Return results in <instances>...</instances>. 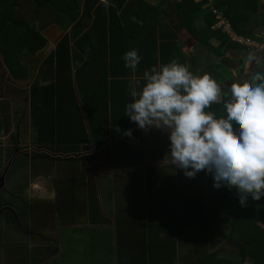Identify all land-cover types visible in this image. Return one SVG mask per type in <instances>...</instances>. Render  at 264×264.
Returning a JSON list of instances; mask_svg holds the SVG:
<instances>
[{
  "label": "trees",
  "instance_id": "1",
  "mask_svg": "<svg viewBox=\"0 0 264 264\" xmlns=\"http://www.w3.org/2000/svg\"><path fill=\"white\" fill-rule=\"evenodd\" d=\"M108 1V5L105 6L101 0H85V7L81 9L80 0H0V54L2 63L14 80H25L31 75V70L26 63L22 62L24 60L22 57H34L39 51L45 49L47 39L42 34L41 27H35L32 22L20 19L17 13L25 3H34L32 6L34 15L42 16L43 20H46L45 25L55 24L62 31H66L69 27L70 30H73V34H71L74 40L73 51L70 47L69 35L66 34L50 52L48 60L54 61L59 71L68 72L71 64H74V67L81 64L82 58L79 57V54H84L91 65L90 68L97 71V78L94 76L97 90L94 94L98 99L95 107H102L111 112L114 122L112 124L115 125L121 123L123 118L125 119L124 106L131 101L128 90L123 86V81L116 79L118 75H127L130 70L124 66L123 55L126 51L133 48L138 50L142 57L139 63L142 70L144 67L156 65L157 62L162 64L175 60L180 63L184 62L186 58L182 54L179 44L163 45L159 59L145 57V55L148 57V52L144 53L143 47L145 48L144 45L154 34V28L164 16L160 3L154 5L144 0H136L135 5L128 9V0ZM223 6L226 8L222 9ZM175 8V16L181 24L180 28H184L190 35L209 47L217 57L224 54L220 50L226 42L229 46L237 45L228 42L220 30H211V25L215 22L213 10L222 12L238 36L264 42V38L257 36L258 30H264V14L258 13L261 9L257 0H177ZM85 17L91 19L92 28L97 32L95 38H91L89 33L81 28ZM201 23L205 28L200 25ZM210 40L219 41L218 46L212 47ZM85 85L91 87L92 84ZM71 92V86L66 83L44 84L37 90L35 99L39 107H37L38 113L34 125L39 127V124L44 123V126L47 127L50 135H43L44 139H48L46 143H53L51 138L54 136L53 100L55 94L67 95ZM41 107L47 110V114ZM210 110L214 111L217 116L224 114L222 104H212ZM2 127L0 121V133ZM70 136H73V133L66 137ZM1 157L0 153V163ZM103 194V203H105L103 206L109 209L111 205L108 204L109 200L107 199L115 196L114 192L107 196V193L103 191ZM199 197L197 192L191 195L181 190H176L171 195L170 214L177 221L180 233L183 232V229L187 232L197 228L199 224L204 226L213 221L206 218V210L202 198ZM215 198L222 211L230 216L225 224L227 229L224 230L230 249L221 253L218 250L204 251L199 258L186 264H215L216 262L220 264H264V197L259 201L248 199L246 206L239 204L237 195L233 194L231 190L217 191ZM116 205L118 206L117 201ZM98 210L97 201L92 198L89 211L96 216L99 214ZM98 219L101 220L100 216ZM115 219H117L116 211ZM74 230L76 229H73V234ZM82 233L81 229L77 230V233L73 235V240L80 239L79 235ZM143 233L145 231L137 237L136 242H141ZM146 236L149 237L147 241L150 246L148 253L141 251L138 254H130L121 258L122 256L120 255V257L117 251L118 261L115 259V254H111V248L107 250L109 258H105L103 261L93 258L96 250L104 249V246H108L110 241L105 244L100 243L98 237H84L76 244L73 241L72 252V249H67L70 246L67 236L62 242L64 250L45 264H168L161 253L162 250L158 251L155 261L151 258L150 253L154 249H158L157 239L154 241L147 232ZM182 239L177 240V243L181 240L178 245L184 243L185 239ZM71 256L73 259L69 261ZM181 258L183 257L181 256ZM125 259L127 260L122 263L121 260Z\"/></svg>",
  "mask_w": 264,
  "mask_h": 264
},
{
  "label": "rangeland",
  "instance_id": "2",
  "mask_svg": "<svg viewBox=\"0 0 264 264\" xmlns=\"http://www.w3.org/2000/svg\"><path fill=\"white\" fill-rule=\"evenodd\" d=\"M144 1L154 5L160 3V6L164 12V16H162L160 19L161 21L154 28V34L151 36L150 41L144 45L146 52L150 53L153 59L160 58L161 48L163 45L179 44L178 46L186 58L184 62L180 63L186 66H188L189 63L191 66L190 70L193 72L209 73L225 92L231 83L243 82L248 80L251 75L258 71L264 72V61H261V66H258V59L254 58V56H251L249 53H247V51L246 54L233 46L234 48L238 49L239 52L229 49L226 52L229 54L228 57L221 56L218 58L215 52L211 51L209 47H206L196 37L190 35L184 28L181 29V24L175 16V4L177 0ZM135 2L136 0H128V9L135 5ZM257 2L261 9L258 13L264 14V0H257ZM33 5L34 3L32 2L25 3L21 10L18 11L17 15L20 19H25L32 22L35 27H41L42 30L44 29L42 34H47L49 30L46 29L49 26L46 27V20L44 21L42 16L34 15V9H32ZM83 7H85V0H80V8L82 9ZM221 8L225 9L226 6ZM217 11L220 12V10ZM200 25L205 28L204 24L201 23ZM81 28L87 31L91 38L96 37L97 32L92 28L91 19L85 17L82 21ZM66 33H68L69 41L71 42L70 45L73 47V35H71L73 34V30L67 29ZM257 33L259 38H264V30H258ZM49 36L48 38H50V40H52V44H54L56 40H54L55 37L52 32L49 34ZM228 42L231 41L228 40ZM217 46L218 44L214 45L213 47L216 48ZM227 46L229 45H227L226 42L224 47L227 48ZM50 47L53 46L50 44ZM50 50L51 49L47 47L46 49L39 51L34 57H22V59L24 58L22 62L28 65L31 70V75L27 79L21 81L14 80L11 77L7 68L2 63V56L0 54V118L1 123L4 125V129L2 128L0 133L1 154L3 150L6 151L8 149L7 147H9V144L11 143L9 139H12L11 135L16 138V131H18L19 135H21V141H23L24 137H26V134L29 136L34 134L35 126L31 122L29 110L34 103H37L35 95L37 94V90L40 88V86L49 83H53L55 85L66 83L77 89L81 82H84L82 81L83 77H79V70L77 71L76 67H73L72 73L64 76L60 71L56 70L54 61L48 60L47 52H50ZM71 50L73 51V48H71ZM79 57L85 59L84 54L80 53ZM145 57L147 58V55H145ZM250 57L253 59H250ZM225 58H227L226 63ZM213 60L216 62L218 61L219 64L223 63L224 65L230 67L231 71H227L222 65L218 66V63L211 65ZM200 65L204 66L202 69L205 71H196V68H198ZM139 66L140 64L137 65L135 72H133L131 69L129 70L130 72L128 73L131 74L130 79L138 78L136 73ZM81 67H83V75L87 76L86 80L89 81L91 76H96L97 71L90 70L89 63H87V61L83 62L80 68ZM151 67L152 66H148L146 68L150 69ZM88 73L90 75H88ZM126 86L128 87V84H126ZM35 116L36 115H32L33 120L37 119V116ZM39 127L40 129H43L42 132L48 134L46 131L47 128H44V123L42 125L39 124ZM57 140L58 138L56 134L54 138L55 143L43 142L41 144L39 142L32 143L24 141L22 143H27V145H29V153L36 156L39 162L43 164L39 165L38 163V169L42 175L41 177H43L45 180V184L49 183V188L51 183L50 180H52L50 176L54 173L56 178V174H58V178L65 179L66 182H69L70 180L72 181L73 178V187L70 194L68 195L69 197L67 203H57L58 205L56 207V212L59 215V220L63 222L62 224L81 226L80 224L85 223L88 225L87 222H93V220L86 211L87 199L93 192H95V189H97V181L102 174L106 173L107 171H116L113 170L115 163L108 165L106 161L102 160L108 157L109 150L96 152L94 148L89 149L86 146H82L73 152H69L65 151L66 149L62 147L57 149L55 147L56 144L62 145V143L57 142ZM147 143L150 145L151 142ZM121 146L122 144L119 142L117 149L121 148ZM161 147L164 148L161 151L168 150V147L165 145L161 144ZM103 152L105 154L102 155ZM146 153L148 152H145V154ZM107 160L112 161L109 158H107ZM140 163L143 166L146 164L144 161H140ZM151 167L152 173L151 171L146 172V170L143 168L140 170L142 175L136 176L135 178H133V175L130 176V174L122 173L130 172L123 169H121L120 172H116L117 174L114 173V178H110L112 181L111 184L116 190V201L118 202V207L115 211L117 212V219L116 221L115 219H112L113 214H108L105 216L107 219V223L104 225L105 230H107L105 232H107L109 234V238L112 239L110 240L108 246H104V249L108 250L111 248L112 255L118 251L119 256H122H120L121 258H124L130 254H138L141 251L148 253L150 246L147 244V241L149 240V237L146 236L147 232L149 235H151L154 241L157 239L156 246L158 249L156 248L150 253L151 258H153L154 261L158 257V251L165 248H172L169 253L175 257H178L179 255L184 257L183 254H185L184 259L182 258L178 261V263L181 262L183 264L191 262L192 260H196L206 250H218L220 253L225 250H229L230 245L229 242H226L224 230L227 229L225 224L230 219V216L222 211L219 202L215 198L217 191L213 187L211 175L206 174L204 171H200L194 178H184V183L187 187L185 190H187V192L191 195H194V192L198 193L200 196L199 198H202V201H204V203H202L206 210V218L213 220L207 225H204L203 227L201 226L202 229L199 227L200 224L197 226V229L202 232L206 238L210 240V242H200L199 244H196L195 242L190 241L192 239L187 238L183 244L184 247H182V245H177V240L182 237V234L180 233V227L177 224V221L171 217L169 211H166L168 209L167 200L169 194L168 196H165L166 192L164 189L162 190L161 197L154 199L151 197L154 195L158 196L159 190L156 188L147 189L150 183L159 182L162 179V176L157 173L162 174V172L166 170L168 172H173L172 176L175 178L172 177V179L176 183H180L183 179L178 180L177 178L182 174L176 173V171L182 172V170H175V168H172L174 166L168 163L167 160H164L161 165L154 163V165ZM154 174L156 175L152 177ZM36 178H39V176ZM9 183L7 184L9 185L7 187L8 192L6 193L11 195L12 198L17 192L22 193L24 190V188L21 187L22 185L18 186V190V188L16 189L14 183ZM175 187L176 185L172 190H174ZM231 192L236 195L235 189L231 190ZM249 199L252 200L251 197H249ZM41 206L50 209L51 204L47 203ZM97 207L99 209L98 204ZM61 209L64 210V215H62ZM30 215L31 216L29 218L32 220H47V224H52L53 214L51 212H47L45 215H38L34 211H31ZM141 222L142 224L149 223L152 225L150 229L145 225H143L140 229ZM154 223L157 224L155 225ZM160 223H162V227L160 226ZM133 225L140 229V232H134V228L132 227ZM33 228L40 230L41 227ZM44 229L46 234L35 236L36 238H26L24 234H20L18 231L14 230L10 231V236H7V238H3L0 235V264H45L48 262L49 259L54 256V254H52L46 247L47 245L56 246L58 249V239L55 237L53 228L45 227ZM94 229L95 228L90 227L81 229L83 233L79 235L80 239L93 236L92 234L94 233ZM144 231L145 233L142 235L143 238L141 242H136L137 237ZM183 232L185 234L186 230L183 229ZM32 235L34 236L33 233ZM48 236H52V238H47ZM70 237L73 240L72 232L68 233L67 239ZM97 237L100 243L108 239L105 234H99ZM80 239H77V241ZM184 239L185 238L182 240ZM189 241L193 244L192 247H188L187 243ZM62 242L63 240L61 239V247L63 249ZM68 243H70L69 248L71 249L73 246V241L69 240ZM25 244H27L26 252L21 250H12L10 253H8L9 248H11L12 245H16L14 246L15 248H19V245ZM72 259L73 256H71V258L68 260L72 261ZM126 260L127 259L121 260V262L124 263ZM116 261L118 260L116 259ZM215 264L220 263L216 262Z\"/></svg>",
  "mask_w": 264,
  "mask_h": 264
},
{
  "label": "clouds",
  "instance_id": "3",
  "mask_svg": "<svg viewBox=\"0 0 264 264\" xmlns=\"http://www.w3.org/2000/svg\"><path fill=\"white\" fill-rule=\"evenodd\" d=\"M101 2L108 5V0ZM215 24L216 20L211 30H219ZM237 48L264 60L263 55ZM141 59L135 48L123 55L125 68L133 72ZM128 94L126 117L145 132L167 134L163 160L175 170L187 178L204 171L216 191L234 188L241 206L249 197L254 201L264 197V72L254 73L247 82L231 83L225 92L209 73L193 72L173 60L130 79ZM212 104H222L224 114L217 116L210 110ZM122 135L131 137L132 129H124Z\"/></svg>",
  "mask_w": 264,
  "mask_h": 264
},
{
  "label": "crops",
  "instance_id": "4",
  "mask_svg": "<svg viewBox=\"0 0 264 264\" xmlns=\"http://www.w3.org/2000/svg\"><path fill=\"white\" fill-rule=\"evenodd\" d=\"M52 25H54V26H52ZM46 27H48L46 30H49V32H47V34H43L45 36V38L47 39V45H46L45 49L48 47L51 49L50 50V52H51L52 50H54L55 45L68 33H66V31H62L55 24H49V25H46ZM69 29H70V27H69ZM51 32L55 37L54 40H56L54 44H52V40H50V38H48V36H49V34H51ZM149 41H150V39L147 42H149ZM69 43H71V42L69 41ZM50 44L53 47H50ZM213 44L217 45V44H219V41L210 40V45L212 46ZM70 47L72 48L71 45H70ZM234 47L237 48V46H234ZM234 47L233 46H227V48L222 47L221 52H224L222 57H228L229 56V54L226 53L229 49H233V50L239 52L240 49L238 50ZM143 50L145 53L146 50L144 47H143ZM240 51L246 53L245 51H242V50H240ZM50 52H47L48 55L50 54ZM250 55L254 56V58L258 59V66L262 65L261 61H264L263 59H261L256 54L250 53ZM220 57H218V58H220ZM149 58H151V55L148 53L147 59H149ZM225 59H226V61H225V63H226L227 58H225ZM86 61H87V63H89L88 59L82 58L81 64H83V62H86ZM214 63H218V61L216 62L213 60V63L211 65H214ZM81 64L79 66H77L76 68H77V71L79 70V77L80 76L83 77L82 81H84V82H81L80 86H78L77 89L70 85L72 92L67 93V95H56L55 94V97L53 100L54 101V110H55L54 111V122H53V124H54V126H53L54 136H53V138H51L52 139L51 142L55 143L54 138H55V135L57 134V138H58L57 142L62 143V145H59V144L55 145V147L57 149L62 147V148L66 149L65 151L73 152L82 146H86L89 149L94 148V150L96 152H99L102 150L103 151L109 150L108 157H106L105 159H102V160L106 161L108 165L115 163L113 170H116V171H111V172L107 171L106 173L102 174L100 176L99 180L97 181V184H98L97 189H95V192H93L90 195V197L87 199L86 211H87V214L93 220V222H87L88 225H86L85 223L80 224L81 226H75L73 224L72 225H63L62 224L63 222H61L59 220V215L56 212V207L58 205L57 203H61V204L67 203L68 197H69L68 195L70 194L72 187H73V178H72V181L70 180L69 182H66L65 179L58 178V176H59L58 174H56L57 175V178H56L55 173H54L53 175L50 176V178L52 180H50L51 183H50V188H49L48 187L49 183L45 184L44 178L39 176V178H35L32 183L30 181L29 188L24 189L22 191V193H19V195L23 199V203H21L22 205L19 206V211L21 212V215L19 216L20 223L22 222L23 224L25 223L27 226H29V231L27 230L28 231L27 233L20 232V231H18V232L20 234H24L26 236V238H32V237L36 238L35 236L46 234L44 232L45 227L54 229L55 237L58 239L57 240L58 249L56 246L47 245V247H54V250L51 251V253L54 254V256H52L48 262L52 261L58 255H60V253L64 250L61 247V239L63 240L65 237H67L68 233H71V232L73 233V229H76V230H74V234H73V235H75L77 233V230L83 229L85 227L95 228L94 233L93 234L91 233V234L95 237H97L99 234H105V236H107L108 239L102 243H105V244L108 243L112 238H109V234L107 232H105V231H107V230H105V226H104L107 223V219L105 216L108 214H113L112 219H115V210L118 207L116 205V190L114 189L113 185L111 184L112 181L110 180V178H114L115 177L114 173L120 172L121 169H123L125 171H130V172H122V173L130 174V176L133 175V178H135L136 176H141L142 173L140 170H142L144 168V170H146V172H149L152 170L151 166H153L154 163L161 165V163L164 160H166V159L163 160V158H164L165 154L168 152V150L161 151L162 149H164L161 147V144L167 146L169 143L166 133H161L159 130H149L148 132H145L144 130L138 128L136 126L135 122L130 121L127 117H125V119L123 118L121 120V123H119V124L116 123L115 125H113L112 123H114V122L112 121L113 117L110 114L111 112L104 110L102 107L101 108L95 107L97 105L98 99H96V94H94L97 92L96 86L94 84L95 83L94 80L97 77L95 76L96 77L95 78V77L91 76L89 81L86 80L87 76L83 75V71L80 68ZM157 65H158V62H157ZM219 65H222L224 67V69H226L227 71H231L230 67L224 65L223 63H220V64L218 63V66ZM200 66L198 68H196L197 72H200L201 70H203L202 68L204 66H201V67ZM55 67H56V65H55ZM73 67H74V64H71L70 70L68 72H62V71H60V72L63 74V76L69 75L70 73H72ZM90 67H91V65L89 63V69L94 70V69H91ZM188 67H190V69H191V66L189 65V63H188ZM146 69L147 68L144 67V70H146ZM56 70H58L57 67H56ZM144 70H142V68H140V66L138 67V71L136 73L138 75V78L142 76ZM203 71H205V70H203ZM88 75H90V74L88 73ZM130 76H131L130 73H127V75L121 74V75H118V77L116 79L122 80L123 86L125 87V89L128 90V87L126 86V84H128V82L130 80ZM87 83L92 84L91 87H89V86L86 87L85 84H87ZM49 84H53V83H49ZM97 96L99 97V95H97ZM37 107H39V106H37V103H34L29 110L31 122L33 125H34V120H33L32 115H37V113H38ZM41 108H42V110H44V107H41ZM44 111L46 112L47 110L45 109ZM46 114H47V112H46ZM0 121H1V118H0ZM2 128L4 129V125ZM44 128H47V127H44ZM126 128L132 129V136L131 137L122 135L123 130ZM34 129H35L34 134H32L31 136L26 134V137H24V140H26L27 142H33V143L39 142L41 144L43 142H48V139H44V137H43V135H46L45 132H42L43 129L41 130L39 127H36V126ZM117 129H119V131ZM46 131L49 134L48 129ZM70 133H73V136L66 137ZM17 134H18V131L15 132L16 136H17ZM20 139H22L21 135H20ZM63 142H85V143H73L72 144V143H63ZM119 142L122 144V146H121V148L117 149V145L119 144ZM147 142H151L150 145ZM112 148H113V154H112ZM65 151H63V152H65ZM145 152H148V153L145 154ZM103 154H105V153L103 152L102 155ZM64 155H66V154H64ZM107 158H109L112 161H108ZM140 161L146 162L145 166H143L140 163ZM172 168H175V167H172ZM151 173H152V171H151ZM176 173L182 174L180 177L177 178L178 180L183 179L180 183H176L172 179V177L175 178L174 176H172L173 172H168L166 170V171L162 172V174L157 173V174L162 176V179L159 182L150 183L148 188H147V189H155L156 188L157 190H159L158 196L154 195L153 197H151L154 199L160 198L162 195V190L165 189V192H166L165 196L166 195L168 196V194H169V197L167 200L168 201V209L166 210V211H169V213H170L169 200H170V197L173 194V192L176 191V189L187 192V190H185L187 187H186V184L184 183L185 176L180 171H176ZM155 175L156 174L152 175V177H154ZM188 179H191V178H188ZM175 185H176L175 189L172 190ZM36 188H39V189H36ZM103 191L105 193H107V196L114 192L115 196H113L111 198L107 197L108 198L107 200H109L108 204L112 206L109 209H106L103 206V204H105V203H103V197H104ZM92 198L96 199L97 204L99 205V209H100V210H98L99 214L96 216H94L95 214L92 215L89 211L90 200ZM47 203L51 204L50 209H47L46 207L41 206V205L47 204ZM203 203H204V201H203ZM40 208H42V209H40ZM31 211H34L38 215H45V213L51 212L53 214L52 224L51 225L47 224V220L39 221L37 219L36 220L30 219L29 217L31 216L30 215ZM61 213H62V215H64V210H62ZM99 216H100L101 220L98 219ZM115 221H116V219H115ZM154 224L156 225L157 223H154ZM143 225L147 226L150 229L152 224H149V223L142 224V222H141L140 223V229L142 228ZM93 226H95V227H93ZM160 226L161 227L163 226L162 223H160ZM33 227H41V228H40V230H36ZM132 227L134 228V232H140V229H138L135 225H133ZM199 227L201 228V225ZM32 233L34 234V236L32 235ZM203 235L204 234L202 232H200L197 228H194L192 230H188L184 235H182L181 238L184 237L185 240L187 238H190V239H192L190 241H193L196 244H199L200 242H210V240H208L206 238V236L205 235L203 236ZM153 236H154V234H153ZM47 238H52V236H48ZM69 240L74 241L75 242L74 244L78 243V241L72 240L71 237L69 238ZM185 240H184V243H185ZM190 241L187 243L188 247L193 246V244ZM179 242L177 243V245L179 244ZM183 244H182V247H184ZM68 248H69V246L67 247V249ZM56 249H57V252H56ZM67 249H66V251H67ZM71 249L73 252V246L71 247ZM100 249L101 250H99V249L96 250V254L93 256V258L101 260V261H103L105 258H109V256H110L109 253L107 251H105L103 248H100ZM171 250H172V248H165L161 251L164 258H166V262H168V264H175V263L183 264L181 262L178 263V261L182 259L181 255H179L178 257H175L174 255L169 253ZM44 251H45V249H44ZM116 253H115V258L117 259ZM183 255L185 257V254H183ZM184 257H183V259H184ZM92 264H94V263H92Z\"/></svg>",
  "mask_w": 264,
  "mask_h": 264
},
{
  "label": "flooded vegetation",
  "instance_id": "5",
  "mask_svg": "<svg viewBox=\"0 0 264 264\" xmlns=\"http://www.w3.org/2000/svg\"><path fill=\"white\" fill-rule=\"evenodd\" d=\"M11 137L12 139H9L11 143L6 150L8 152L2 151L0 163V235L3 238H7L11 230L24 233L29 231V226L25 223H20L19 218L21 215L19 206L22 205L23 199L19 195V192H17L13 198L11 195L7 194V187L9 186L7 184L9 182V184L14 183L18 190V186L20 185H22L21 187L24 189L29 188L30 181L32 183L36 177L42 176L38 169V163L39 165H43L36 156L29 153V145H27V143H22L23 141H21L22 139H20L19 133L16 138H14L13 135H11ZM24 142L27 141L24 140ZM14 246L16 245H12L11 248H9L8 253L12 250H21L25 252L27 250V244L19 245V248H15ZM46 248L50 250V252L54 250V247Z\"/></svg>",
  "mask_w": 264,
  "mask_h": 264
},
{
  "label": "built area",
  "instance_id": "6",
  "mask_svg": "<svg viewBox=\"0 0 264 264\" xmlns=\"http://www.w3.org/2000/svg\"><path fill=\"white\" fill-rule=\"evenodd\" d=\"M215 14L216 24L213 26L214 29H219L225 34L232 42L238 46L259 55L264 56V42L253 41L249 38H243L233 32L230 25L222 19V15L219 11L213 10Z\"/></svg>",
  "mask_w": 264,
  "mask_h": 264
}]
</instances>
